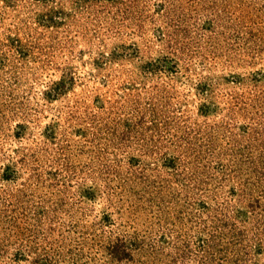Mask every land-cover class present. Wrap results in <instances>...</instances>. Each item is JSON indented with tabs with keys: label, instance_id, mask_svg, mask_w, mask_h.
<instances>
[{
	"label": "rangeland",
	"instance_id": "obj_1",
	"mask_svg": "<svg viewBox=\"0 0 264 264\" xmlns=\"http://www.w3.org/2000/svg\"><path fill=\"white\" fill-rule=\"evenodd\" d=\"M0 264H264V0H0Z\"/></svg>",
	"mask_w": 264,
	"mask_h": 264
}]
</instances>
